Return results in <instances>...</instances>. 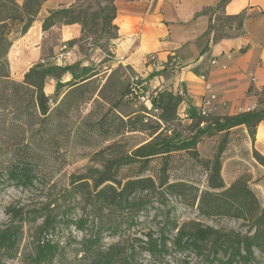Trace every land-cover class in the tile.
Instances as JSON below:
<instances>
[{
	"label": "rangeland",
	"instance_id": "obj_1",
	"mask_svg": "<svg viewBox=\"0 0 264 264\" xmlns=\"http://www.w3.org/2000/svg\"><path fill=\"white\" fill-rule=\"evenodd\" d=\"M72 1L71 6L62 8L70 10L72 16L59 14L54 20L69 23L75 17L85 35L71 47L59 41L57 32L46 31L42 40L44 61L41 60L44 63L41 61L38 65L46 68V65L66 62L78 75L81 67H84L90 70L89 75L94 76L92 81L82 86L81 92L78 90L65 98L63 96L67 87L48 95L50 90L48 87L45 90L44 86L43 92L50 101L48 115L42 116L34 103V90L22 86L24 78H13L8 67V52L22 34L21 29L27 21L26 14L21 13L12 0H0V227L10 221L14 224L21 222L18 218L11 219L6 209L23 207L29 212L28 218L22 220L19 254L15 259L4 260L5 264H23L22 256L29 251L26 246L41 226L46 208L66 200L71 177L85 174L89 169H101L107 160L129 154L127 150L144 138L141 134H126L125 138L112 136L99 130L98 123L106 113L110 115L115 112L126 116L144 110L145 107L136 98L125 96L129 78L139 77V81L132 84L134 89L138 85L148 89L150 83L136 71H126V66L114 64L112 45L115 30L109 21L105 24L102 22V18H109L113 13L111 0ZM31 7L32 10L36 8ZM213 33L216 37H222L228 30L221 29L215 23ZM63 45H66V49L62 51ZM64 80L62 76L61 82L69 81ZM29 81L35 79L31 77ZM56 81L50 79L46 84L55 88ZM263 109L264 95L255 111ZM186 117L179 115V121L173 123L180 139L189 138L190 120ZM254 140L255 137L251 139L247 130L236 129L228 135L204 136L197 144V151L205 161H214L218 156L220 176L226 188L238 178H244L261 203H264V179L258 176L255 169L254 161H257L254 152L259 153L253 148ZM157 161L152 165L156 166ZM173 161L176 166L173 175L196 183L200 190L206 188L207 172L200 165L189 162L185 154H175ZM19 166L32 171L35 176L32 186L24 188L7 178V171ZM124 173L122 171L119 174ZM33 215H37L36 220H33ZM80 215L78 208L70 213L74 219ZM166 224L165 229L169 232L167 253L151 257L145 250H136V264H208L206 258L197 257L190 249L174 248L172 240L176 231L172 230L173 227L194 224L211 227L222 233L246 234L248 231V227L239 220L207 218L198 212L196 206H185L178 199L167 196L163 205L156 202L149 204L140 213L137 222L129 228H122L117 235L103 232L100 243L93 247V251L97 248L105 250L116 244L122 247L134 237L142 241L138 244L143 249L145 245L141 243L146 241L144 235L153 233L156 237L158 227ZM84 229L78 231L73 225L67 226L58 220L55 229L47 232L49 238L58 242L63 251L61 259L54 264H93L80 249L83 239L91 234L89 225ZM223 258L225 255L222 253L217 256V259ZM252 264H264V257L257 251Z\"/></svg>",
	"mask_w": 264,
	"mask_h": 264
},
{
	"label": "trees",
	"instance_id": "obj_2",
	"mask_svg": "<svg viewBox=\"0 0 264 264\" xmlns=\"http://www.w3.org/2000/svg\"><path fill=\"white\" fill-rule=\"evenodd\" d=\"M12 1L14 6L19 7L21 13L26 14L24 16L27 21L21 29L22 36L45 0H24L22 6ZM31 6L36 8L32 10ZM112 10L111 17L102 18L103 24L106 21L112 23L115 17L113 5ZM59 14L72 16L67 9L51 11L43 21L44 32L58 23L54 18ZM242 16L220 15L215 18L214 24L210 25V31H213L215 23H218L221 29L228 30L234 27L239 30L242 27ZM73 18L71 22L61 24L79 23L75 17ZM113 28L115 30L114 26ZM82 32L84 36L83 28ZM214 38L220 39L221 35ZM72 44L74 41L67 45ZM81 68L78 75L73 67L67 65L46 68L36 65L24 75V82L21 85L34 90V103L41 115L46 116L49 113L50 101L43 92L46 81L57 80L54 90L56 93L67 87L68 90L63 96L65 98L78 90L81 92L82 86L92 81L94 74L89 75V69ZM127 69L131 68L126 67L125 70ZM67 73L71 79L61 82L62 76ZM31 77L35 81L30 82ZM141 87L149 90L145 86ZM149 91V102L142 103L132 83L128 82L125 96L136 98L143 104L144 110L126 116L115 112L110 115L106 113L98 123L100 131L112 136L125 138L126 134H141L144 138L127 150L129 154L107 160L101 169H89L85 174L71 177L66 200L52 208H46L41 226L26 246L29 251L22 256L23 264H54L61 259L62 248L47 234L48 231H52L50 229H55L58 220L67 226L73 225L78 231H84L87 225L91 227V234L87 239H83L80 249L93 264H136L134 255L136 250L140 249L148 252L151 257L167 253L166 243L169 240L167 237L169 232L165 229L167 224L158 227L156 237L153 233L144 235L146 241L141 243L145 245L143 249L138 244L142 241L134 237L135 239L126 241L122 247L116 244L105 250L97 248L93 251V247L100 243L103 232L112 236L117 235L122 228H129L137 222L140 213L146 210L149 204L156 202L163 205L167 196L178 199L185 206H196L204 217L239 220L248 227L246 234L222 233L211 227L194 224L173 227L172 230L176 231L172 240L175 249H190L197 257L206 258L208 264H252L255 251L264 257V203H261L244 178H238L226 188L220 176L218 156L214 161H205L200 158L197 151V144L204 136L211 137L221 133L228 135L231 130L240 126L246 128L252 139L256 126L264 120V109L222 117L210 113L201 116L199 112L191 111L186 117L190 120L189 138L180 139L173 125L179 121L180 97L166 91ZM175 154H185L189 162L197 163L207 172L204 190H200L196 183L184 177L173 175L176 169L173 161ZM254 157L258 164L264 166V156L254 152ZM155 160H158L157 165L153 166ZM122 171L125 173L120 175ZM7 178L26 188L32 186L35 176L30 169L19 166L9 169ZM67 200L68 202H65ZM75 208L81 212L77 219L70 217ZM6 214L11 219L18 218L21 222L14 224L10 221L0 227V264H5L4 260L7 259H15L19 254L22 220L28 218L29 212L23 207L8 208ZM32 218L36 220L37 215H33ZM220 253L224 254L225 258L217 259Z\"/></svg>",
	"mask_w": 264,
	"mask_h": 264
},
{
	"label": "crops",
	"instance_id": "obj_3",
	"mask_svg": "<svg viewBox=\"0 0 264 264\" xmlns=\"http://www.w3.org/2000/svg\"><path fill=\"white\" fill-rule=\"evenodd\" d=\"M14 2L22 6L24 0ZM73 2L45 0L42 3L28 30L8 52L13 78L23 79L32 67L44 61L43 21L50 11L67 8ZM112 5L114 64L129 67L147 78L149 90L179 96L178 115L199 112L202 99L208 94L206 84L210 85L209 92L217 96L209 109L213 116H231L258 107L264 95V0H113ZM240 14L243 16L239 30L232 27L220 39L214 38L209 27L217 16ZM52 31L57 32L61 43L74 41L71 47L83 33L79 23H56L48 30ZM149 54H155L160 61L175 56L180 65L153 66L147 62ZM59 65L70 66L66 62L52 66ZM202 73L205 80L200 78ZM69 76L67 73L64 81L70 80ZM47 87L48 95L53 94L55 88L45 84V90ZM236 129L246 130L244 126L233 130ZM254 137V150L264 156V120L256 126ZM254 163L258 176L264 179V166Z\"/></svg>",
	"mask_w": 264,
	"mask_h": 264
},
{
	"label": "built area",
	"instance_id": "obj_4",
	"mask_svg": "<svg viewBox=\"0 0 264 264\" xmlns=\"http://www.w3.org/2000/svg\"><path fill=\"white\" fill-rule=\"evenodd\" d=\"M66 49V45H63L62 47V51ZM147 62L153 66L159 67V68H176L180 65L179 60L175 57L172 56L170 57L168 60L166 61H160L158 60L157 56L155 54H149L147 56ZM211 65H215V61H211ZM200 78L202 80H205V73H202L200 75ZM139 81V77L133 76L130 78V82L136 83ZM251 82H255V79L252 77L251 78ZM210 85L206 84L205 85V90L208 92V94H206L203 99H202V103H201V107L199 109V114L201 116H206L207 113H209V109L211 107V105L217 100V96L215 94L210 93ZM135 93L139 96V100L142 103H148L149 99H150V91L149 90H145L143 89V87L141 86H137L136 89H134ZM179 94L182 96L183 92L180 91ZM255 110L254 107H250L247 109V111H253Z\"/></svg>",
	"mask_w": 264,
	"mask_h": 264
},
{
	"label": "bare ground",
	"instance_id": "obj_5",
	"mask_svg": "<svg viewBox=\"0 0 264 264\" xmlns=\"http://www.w3.org/2000/svg\"><path fill=\"white\" fill-rule=\"evenodd\" d=\"M34 50V49H33ZM38 50V49H37Z\"/></svg>",
	"mask_w": 264,
	"mask_h": 264
}]
</instances>
